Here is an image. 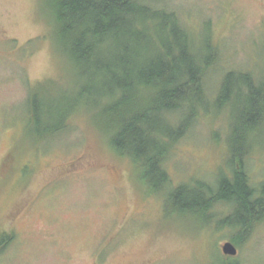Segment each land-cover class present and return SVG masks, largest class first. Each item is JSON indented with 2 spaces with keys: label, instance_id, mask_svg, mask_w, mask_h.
Masks as SVG:
<instances>
[{
  "label": "rangeland",
  "instance_id": "374dc122",
  "mask_svg": "<svg viewBox=\"0 0 264 264\" xmlns=\"http://www.w3.org/2000/svg\"><path fill=\"white\" fill-rule=\"evenodd\" d=\"M170 1L191 28L209 21L219 48L205 81L210 98L226 70L263 71L264 0ZM40 5L0 0V230L14 233L0 264H220L234 232L219 218L226 207L213 206L210 223L169 211L160 194L145 192L129 158L109 147L87 112L69 116L63 131L37 146L23 135L29 93L36 87L45 107L75 81L56 57L55 30ZM226 122L225 112L200 113L171 147V187L227 172ZM249 150L244 165L257 183L264 138ZM235 247L238 264H264V219Z\"/></svg>",
  "mask_w": 264,
  "mask_h": 264
},
{
  "label": "trees",
  "instance_id": "16d2710c",
  "mask_svg": "<svg viewBox=\"0 0 264 264\" xmlns=\"http://www.w3.org/2000/svg\"><path fill=\"white\" fill-rule=\"evenodd\" d=\"M40 3L55 30L56 57L75 81L45 107L36 87L29 93L23 135L31 145L63 131L68 117L83 110L98 121L109 147L129 158L145 192L160 194L169 211L210 223L213 206H225L228 213L219 218L234 230L230 241L240 248L264 219V178L253 183L244 165L249 149L264 138V68L258 74L226 70L210 98L205 81L219 48L208 20L191 28L170 0ZM203 112L226 114L228 170L195 186L171 187L166 158ZM13 239L12 231L0 230V253ZM220 264L238 261L224 256Z\"/></svg>",
  "mask_w": 264,
  "mask_h": 264
},
{
  "label": "water",
  "instance_id": "95a60500",
  "mask_svg": "<svg viewBox=\"0 0 264 264\" xmlns=\"http://www.w3.org/2000/svg\"><path fill=\"white\" fill-rule=\"evenodd\" d=\"M221 250L223 254H226V255H235L236 253L235 246L229 241H226L223 243Z\"/></svg>",
  "mask_w": 264,
  "mask_h": 264
}]
</instances>
